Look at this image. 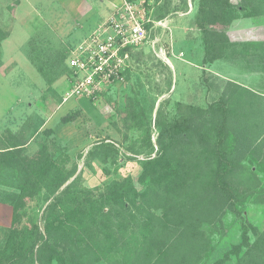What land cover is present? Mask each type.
Instances as JSON below:
<instances>
[{
  "label": "trees",
  "instance_id": "16d2710c",
  "mask_svg": "<svg viewBox=\"0 0 264 264\" xmlns=\"http://www.w3.org/2000/svg\"><path fill=\"white\" fill-rule=\"evenodd\" d=\"M241 16H264V0H242L239 6L197 0L193 27L201 33L206 68L231 59L260 65L256 71L264 72V43L230 38L228 29ZM9 36L0 27V50ZM30 121L16 134L0 135V174L15 156H21L18 171L24 174L18 193L2 192L0 199L13 208L0 264H94L103 252L111 254L112 264H202L210 250L203 227L221 221L239 188L264 204V187L243 180L256 178L245 160L264 161V95L235 81H226L221 98L208 109L178 104V117L161 128L158 154L144 162L141 189L126 178L111 182L98 198L93 190H75L77 168L59 161L64 148L50 132L33 156L23 155ZM42 189L51 197L44 229L24 233L25 209ZM251 229L253 242L245 232L241 244L213 264H264V230Z\"/></svg>",
  "mask_w": 264,
  "mask_h": 264
},
{
  "label": "rangeland",
  "instance_id": "374dc122",
  "mask_svg": "<svg viewBox=\"0 0 264 264\" xmlns=\"http://www.w3.org/2000/svg\"><path fill=\"white\" fill-rule=\"evenodd\" d=\"M18 1L0 0V27L10 32L0 50V133L9 129L16 132L31 120L34 128L29 134L30 143L23 149V155L31 156L48 139L47 122L59 112L55 123L60 126L63 120L67 126L59 131L60 136H50L67 147L58 155L59 161L68 169L77 168L74 178L78 177L75 190L79 192L87 188L98 198L111 182L126 178H132L141 189L139 177L144 162L158 154L161 128L178 117L179 103L208 109L219 101L228 80L264 95V72L256 71L262 68L260 65L231 59L208 68L202 64L201 33L193 27L197 0H138L145 4L156 25L151 24V43L133 54L125 81L102 101L90 102L88 112L81 107L58 111L70 87L66 58L75 45L66 41L70 19L67 21L65 16L55 21V15L60 14L53 5L57 0H34L33 4L27 0L23 7ZM232 1L238 6L242 2ZM38 7L40 21L30 24L31 17H38L33 14ZM228 33L234 43H264V16H241ZM205 68L208 78L203 73ZM80 102L89 106L86 100ZM20 163L21 156H15L0 174V199H4L2 192L18 193L24 176L18 171ZM243 166L256 173V178L243 177L245 183L263 188L264 161L249 157ZM237 192L221 221L203 227L210 239V250L202 264H213L241 244L245 232L253 242L256 236L251 226L264 230V204L244 189ZM50 198L42 189L27 206L24 233L44 229L43 216ZM106 207L107 212L111 206ZM6 230L0 227V249L7 242ZM97 258L94 264H112L108 252Z\"/></svg>",
  "mask_w": 264,
  "mask_h": 264
},
{
  "label": "built area",
  "instance_id": "2783aa9c",
  "mask_svg": "<svg viewBox=\"0 0 264 264\" xmlns=\"http://www.w3.org/2000/svg\"><path fill=\"white\" fill-rule=\"evenodd\" d=\"M151 24L156 25L143 2L125 0L116 6L89 36L70 48V87L64 102L76 99L97 104L123 83L133 54L151 43Z\"/></svg>",
  "mask_w": 264,
  "mask_h": 264
},
{
  "label": "crops",
  "instance_id": "0c3cea01",
  "mask_svg": "<svg viewBox=\"0 0 264 264\" xmlns=\"http://www.w3.org/2000/svg\"><path fill=\"white\" fill-rule=\"evenodd\" d=\"M26 1L27 0H19V5L22 7L25 6ZM124 1L125 0H95V3L90 4V2H88L87 0H82L79 2L70 1V0H57L53 5L54 6L56 5L55 7L58 8L60 14L58 16L55 15L56 17L55 21L57 20L58 22L59 19L62 20L64 19L65 16L68 18L67 21L70 19L69 21L70 29H69V32L66 34V37H67L66 41H71V43L74 42L73 44H76L79 41L86 38L87 36H89L105 19L108 18V16L112 13L114 8L118 5H121ZM33 2L34 0H28L29 4H33ZM35 11L36 12H34L33 14L37 15L38 17L34 20H33V17H31L30 22H29L30 24L40 21L39 20L40 18L39 17V14H40L39 7H38V10L35 9ZM203 55H204V52L202 53V56H201L202 61H203ZM66 64H67V58H66ZM80 101L82 100L78 101V100L73 99L72 102L71 100H69L65 102L64 105L60 107L58 111L70 112L72 110L77 109L76 107H81V109H83L85 112H88L89 108H92L90 101L86 100L89 103L88 107L81 105ZM58 113L59 112H57L54 116H52V118H49L50 120L47 122V125H46L49 129L47 131L50 132V134L51 133L55 134V136L57 137L60 136L59 131L62 129V127L67 126V124L63 123V120H61L62 122L60 126L57 123H55V120L57 117L56 115H58ZM22 126L16 132H13L10 129L9 130L12 133L16 134L21 130ZM33 128H34V125H33ZM9 130H6L5 132L0 133V135L5 134ZM32 130L33 129H31V131ZM31 131L28 133V138H29V134L31 133ZM50 138L52 137L50 136ZM55 141L58 145L62 146L63 148H67L65 145L59 144L60 142L57 139ZM29 143H30V138H29ZM28 144L24 147V149L28 146ZM66 150L70 151L69 149H66ZM12 221H13V208L10 205L4 204L0 201V227H5L6 229H8L11 227Z\"/></svg>",
  "mask_w": 264,
  "mask_h": 264
}]
</instances>
